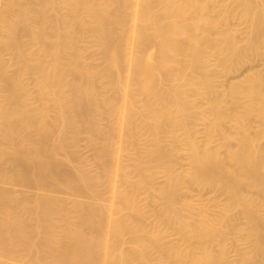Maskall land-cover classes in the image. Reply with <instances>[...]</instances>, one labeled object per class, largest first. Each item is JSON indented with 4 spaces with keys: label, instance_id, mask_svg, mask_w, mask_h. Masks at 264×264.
Wrapping results in <instances>:
<instances>
[{
    "label": "bare ground",
    "instance_id": "bare-ground-1",
    "mask_svg": "<svg viewBox=\"0 0 264 264\" xmlns=\"http://www.w3.org/2000/svg\"><path fill=\"white\" fill-rule=\"evenodd\" d=\"M260 58L264 0H4L0 264H264Z\"/></svg>",
    "mask_w": 264,
    "mask_h": 264
},
{
    "label": "rangeland",
    "instance_id": "rangeland-1",
    "mask_svg": "<svg viewBox=\"0 0 264 264\" xmlns=\"http://www.w3.org/2000/svg\"><path fill=\"white\" fill-rule=\"evenodd\" d=\"M4 0H0V5L2 4ZM149 54L152 56L153 55V51L151 50L149 52ZM8 55V54H7ZM9 56H5V58L7 59ZM254 63V64H253ZM254 65V66H253ZM247 66V67H246ZM245 67L246 68H242L238 74H233L228 76L227 78H224L221 80V83H228L230 82L231 80H235V79H238L240 78L243 74L247 73L250 69L252 68H263L264 69V59L260 58V60H255L254 62H252L251 64H248L246 65ZM230 77V78H229ZM201 135H203L201 133ZM78 149L81 151V153H83V155L85 157H87L89 160H91V156L92 155V151H91V148L89 147L86 139L84 137H82L79 141V146H78ZM7 170L10 172L11 171V168L10 166H6ZM0 188L4 189V190H8L9 192L11 191L12 193L14 194H27V195H34V194H37V193H40V190L39 188H37L35 185H32V184H25V183H22V182H18L16 180H12V181H2L0 180ZM208 191V190H207ZM203 192V198L204 199H212V197H215L216 194H214L211 190H209L208 192ZM211 191V192H210ZM60 195H63L65 196L64 194H60ZM219 199H222L221 197H219Z\"/></svg>",
    "mask_w": 264,
    "mask_h": 264
}]
</instances>
